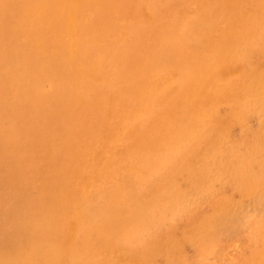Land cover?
<instances>
[{
  "label": "bare ground",
  "instance_id": "1",
  "mask_svg": "<svg viewBox=\"0 0 264 264\" xmlns=\"http://www.w3.org/2000/svg\"><path fill=\"white\" fill-rule=\"evenodd\" d=\"M262 168L264 0H0V264H211Z\"/></svg>",
  "mask_w": 264,
  "mask_h": 264
},
{
  "label": "rangeland",
  "instance_id": "2",
  "mask_svg": "<svg viewBox=\"0 0 264 264\" xmlns=\"http://www.w3.org/2000/svg\"><path fill=\"white\" fill-rule=\"evenodd\" d=\"M236 70L237 67H234L231 71ZM251 123H255L254 118ZM260 170L259 173L264 174V168ZM240 189L238 191L233 187L232 201L235 207L225 225L213 234V240L209 239L206 245L205 260L211 259V264H264V240L250 241L247 236L249 229H258V225L264 232V187L260 192L262 194L255 197Z\"/></svg>",
  "mask_w": 264,
  "mask_h": 264
}]
</instances>
